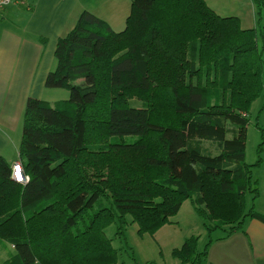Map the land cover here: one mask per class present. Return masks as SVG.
Masks as SVG:
<instances>
[{"label":"trees","instance_id":"16d2710c","mask_svg":"<svg viewBox=\"0 0 264 264\" xmlns=\"http://www.w3.org/2000/svg\"><path fill=\"white\" fill-rule=\"evenodd\" d=\"M130 2L123 31L85 11L59 39L46 87L70 97L26 103L28 182L0 156V242L15 251L4 264H125L106 229L117 224L122 238L131 217L154 236L188 200L209 235L264 223L253 177L262 158L246 163L250 111L264 97V25L260 48L255 29L205 0ZM254 2L264 18V0ZM221 239L199 251L192 236L172 256L207 264Z\"/></svg>","mask_w":264,"mask_h":264},{"label":"crops","instance_id":"0c3cea01","mask_svg":"<svg viewBox=\"0 0 264 264\" xmlns=\"http://www.w3.org/2000/svg\"><path fill=\"white\" fill-rule=\"evenodd\" d=\"M130 9V0H26L0 12V156L12 167L20 163L28 99L56 103L49 99L57 89L47 88L46 79L56 67L59 39L72 31L85 11L113 29L118 19L126 24ZM253 177L260 191L254 205L264 215V157L253 168ZM14 252L10 244L0 242V264ZM207 259V264H264V223L247 219L243 231L214 241Z\"/></svg>","mask_w":264,"mask_h":264},{"label":"rangeland","instance_id":"374dc122","mask_svg":"<svg viewBox=\"0 0 264 264\" xmlns=\"http://www.w3.org/2000/svg\"><path fill=\"white\" fill-rule=\"evenodd\" d=\"M128 1V0H127ZM208 6L222 17H237L240 20L242 29H255L258 36V46L262 47L260 32L264 25V18L259 15L258 8L254 0H205ZM121 18V17H119ZM126 18V15H125ZM113 22V21H112ZM125 20L118 19L113 22V29L121 32L125 29ZM264 58V54H263ZM55 97H50L52 102L67 100L70 97L68 90H53ZM54 105V104H52ZM250 122L247 126V150L246 163L254 165L264 157V97L259 98L252 105L250 111ZM127 141L135 138H127ZM203 148L206 153L218 154L217 146L204 142ZM251 195H246V208L249 209ZM129 224L125 230V236L120 238L117 234V224H112L106 229V236L112 239L113 247L119 251V263L125 264H146L155 262L156 264H181L179 260L173 258L174 249H179L187 238L199 237V251L204 250L210 238H223L221 231L213 232L209 235L204 226V220L200 218L191 201H186L179 213L172 218V224L167 226L162 232L152 236L146 234L139 235V226L128 218ZM164 228V227H163Z\"/></svg>","mask_w":264,"mask_h":264},{"label":"built area","instance_id":"2783aa9c","mask_svg":"<svg viewBox=\"0 0 264 264\" xmlns=\"http://www.w3.org/2000/svg\"><path fill=\"white\" fill-rule=\"evenodd\" d=\"M25 1L26 0H0V12L10 5H24ZM12 178L19 183H26L29 180L27 177H24L20 163L13 166Z\"/></svg>","mask_w":264,"mask_h":264}]
</instances>
